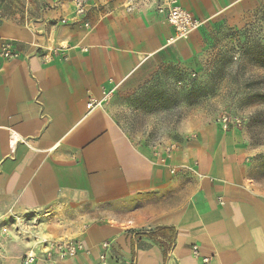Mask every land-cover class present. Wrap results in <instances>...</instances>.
Instances as JSON below:
<instances>
[{"label": "crops", "instance_id": "0c3cea01", "mask_svg": "<svg viewBox=\"0 0 264 264\" xmlns=\"http://www.w3.org/2000/svg\"><path fill=\"white\" fill-rule=\"evenodd\" d=\"M163 1L92 0L99 8L74 20L70 0H0L28 3L31 18L27 25L15 10L0 25V43L20 52L0 55V264H24L42 238L84 241L88 251L61 264H132L134 247L136 264H200L193 245L209 264H264L260 147L199 115L181 131L198 137L164 164L156 142L124 131L112 100L87 106L103 89L134 93L165 68H197L215 22L240 21L264 3L178 0L203 25L169 42L174 29L157 11ZM61 42L75 45L67 59L46 60ZM159 225L176 229L166 260L161 240L131 232ZM104 241L111 248L102 263Z\"/></svg>", "mask_w": 264, "mask_h": 264}, {"label": "rangeland", "instance_id": "374dc122", "mask_svg": "<svg viewBox=\"0 0 264 264\" xmlns=\"http://www.w3.org/2000/svg\"><path fill=\"white\" fill-rule=\"evenodd\" d=\"M15 10L25 23L31 19L28 3L0 6L3 16ZM246 37L264 40V3L240 21L215 22L206 48L196 57L197 68H165L142 91L114 92L110 100L120 126L136 141L182 144L198 137L192 130L181 131L194 126L199 115L219 126L222 115L238 116L241 126L225 131L234 130L252 147H260L264 170V68L244 57ZM191 88L195 102L182 101L180 91Z\"/></svg>", "mask_w": 264, "mask_h": 264}, {"label": "built area", "instance_id": "2783aa9c", "mask_svg": "<svg viewBox=\"0 0 264 264\" xmlns=\"http://www.w3.org/2000/svg\"><path fill=\"white\" fill-rule=\"evenodd\" d=\"M65 0H56V2H63ZM73 4V19L79 20L86 17L92 8H99L98 5L94 4L92 0H70ZM157 11L162 15L165 20L173 27L174 35L170 38L169 42L176 41L178 39H186L191 33L198 30L202 25L203 21L196 17L191 11L184 8L178 0H166L158 4ZM4 19L2 12L0 11V25ZM72 20V19H71ZM67 19H61V22H66ZM25 24L30 25V22ZM82 25L87 29L92 28V23L86 18L83 20ZM68 43H59L57 46L48 48L49 56L47 55L46 60L52 59L53 56L62 55L67 59V51L74 47ZM82 50L87 51L88 48L85 46L81 47ZM0 55L6 59H12L20 56L19 50L15 48L14 43L11 40L3 39L0 43ZM115 89H103L102 97L99 99H90L88 108L96 106H102L103 103L111 99ZM220 123L224 130L239 127L242 124V119L238 116H231L224 114L220 117ZM18 137L11 136L10 142L11 147L15 145ZM179 148V144L176 142H158L153 146V153L157 156V159L164 164L168 163V160L172 157L173 153ZM172 171L174 169L172 168ZM40 252L33 250L27 251L22 256V262L24 264H35L38 260L44 262H54L61 264L63 260L73 259L80 253L88 251L86 244L83 240L77 238H42L39 240ZM102 253L100 259L102 263L107 260V253L111 248L110 241H104L101 243ZM193 254L200 258V264H209L210 257H200L199 249L197 245L192 247Z\"/></svg>", "mask_w": 264, "mask_h": 264}, {"label": "trees", "instance_id": "16d2710c", "mask_svg": "<svg viewBox=\"0 0 264 264\" xmlns=\"http://www.w3.org/2000/svg\"><path fill=\"white\" fill-rule=\"evenodd\" d=\"M242 47L244 57L254 62L256 65L264 68V40L262 38L259 37L258 39H254L253 37L251 39V37H246ZM180 98L184 102H195L197 98L195 89H183L180 91ZM131 232L135 238L139 236H148L153 239L161 240V244L164 248V260L167 259V254L171 250L176 236V229L170 225L146 227L139 230H132ZM135 257L136 248L134 247L132 264H136Z\"/></svg>", "mask_w": 264, "mask_h": 264}]
</instances>
